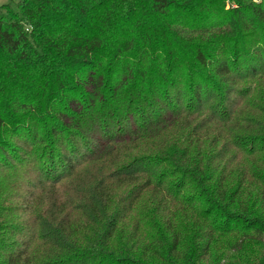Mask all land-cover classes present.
<instances>
[{
	"label": "trees",
	"instance_id": "16d2710c",
	"mask_svg": "<svg viewBox=\"0 0 264 264\" xmlns=\"http://www.w3.org/2000/svg\"><path fill=\"white\" fill-rule=\"evenodd\" d=\"M219 235L264 264V0L4 5L0 264H232Z\"/></svg>",
	"mask_w": 264,
	"mask_h": 264
},
{
	"label": "rangeland",
	"instance_id": "374dc122",
	"mask_svg": "<svg viewBox=\"0 0 264 264\" xmlns=\"http://www.w3.org/2000/svg\"><path fill=\"white\" fill-rule=\"evenodd\" d=\"M18 1L19 0H0V13L3 10V6L6 4H10L12 8L17 10ZM150 204L151 199H145L139 205V210H147L150 207ZM177 215L179 217L178 224L182 227L185 235H189L190 237L194 228L192 222L190 221L189 213H178ZM131 221H133V218L128 222V228L132 226ZM143 232L144 237L146 238L149 230L145 228ZM258 245V241L254 239H245L243 242L240 235H219L215 243V249L211 260L216 263H227L232 261V264H254L260 256Z\"/></svg>",
	"mask_w": 264,
	"mask_h": 264
}]
</instances>
